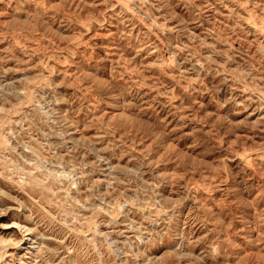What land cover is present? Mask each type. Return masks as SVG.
<instances>
[{
  "label": "rangeland",
  "instance_id": "obj_1",
  "mask_svg": "<svg viewBox=\"0 0 264 264\" xmlns=\"http://www.w3.org/2000/svg\"><path fill=\"white\" fill-rule=\"evenodd\" d=\"M0 264H264V0H0Z\"/></svg>",
  "mask_w": 264,
  "mask_h": 264
},
{
  "label": "bare ground",
  "instance_id": "obj_2",
  "mask_svg": "<svg viewBox=\"0 0 264 264\" xmlns=\"http://www.w3.org/2000/svg\"><path fill=\"white\" fill-rule=\"evenodd\" d=\"M23 230V232L24 231H26V233L25 234H29V228L28 227H26V226H20Z\"/></svg>",
  "mask_w": 264,
  "mask_h": 264
}]
</instances>
